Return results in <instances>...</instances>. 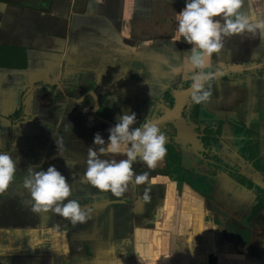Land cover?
Returning a JSON list of instances; mask_svg holds the SVG:
<instances>
[{"label": "crops", "instance_id": "obj_1", "mask_svg": "<svg viewBox=\"0 0 264 264\" xmlns=\"http://www.w3.org/2000/svg\"><path fill=\"white\" fill-rule=\"evenodd\" d=\"M183 7L0 0V151L18 161L0 193V264H264V37L226 38L223 74L195 104L191 73L169 69L190 47L171 39ZM125 110L130 127L157 123L166 152L151 169L133 162L145 181L113 197L83 173L94 133L107 144ZM49 165L93 207L86 223L30 210L24 177Z\"/></svg>", "mask_w": 264, "mask_h": 264}, {"label": "clouds", "instance_id": "obj_2", "mask_svg": "<svg viewBox=\"0 0 264 264\" xmlns=\"http://www.w3.org/2000/svg\"><path fill=\"white\" fill-rule=\"evenodd\" d=\"M249 33L264 37V0H184V7L175 12V30L171 39L190 45L179 65H169L175 75L182 70L191 73L190 95L193 103L202 104L212 95V81L223 73L215 67L226 38ZM145 43H151L146 41ZM136 113L125 110L110 127L107 144L100 133H94L85 160L83 177L87 184L101 193L121 197L130 184L145 181L147 173L134 175L132 164L137 159L147 168L156 166L166 152V136L153 119L146 116L134 125ZM14 147V144H13ZM106 153L122 154L125 158L102 159ZM18 161L9 151H0V193L14 180ZM23 187L30 199V210L38 214H55L68 223H86L93 212L72 199V186L54 166L46 170L28 168ZM149 200L148 190L142 197Z\"/></svg>", "mask_w": 264, "mask_h": 264}, {"label": "rangeland", "instance_id": "obj_3", "mask_svg": "<svg viewBox=\"0 0 264 264\" xmlns=\"http://www.w3.org/2000/svg\"><path fill=\"white\" fill-rule=\"evenodd\" d=\"M0 62H2V61H0ZM5 62H7V61H5Z\"/></svg>", "mask_w": 264, "mask_h": 264}]
</instances>
